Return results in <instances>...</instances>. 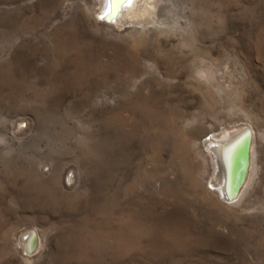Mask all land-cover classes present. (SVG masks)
Returning a JSON list of instances; mask_svg holds the SVG:
<instances>
[{
  "label": "rangeland",
  "instance_id": "obj_1",
  "mask_svg": "<svg viewBox=\"0 0 264 264\" xmlns=\"http://www.w3.org/2000/svg\"><path fill=\"white\" fill-rule=\"evenodd\" d=\"M134 4L0 0V264H264V0Z\"/></svg>",
  "mask_w": 264,
  "mask_h": 264
},
{
  "label": "bare ground",
  "instance_id": "obj_2",
  "mask_svg": "<svg viewBox=\"0 0 264 264\" xmlns=\"http://www.w3.org/2000/svg\"><path fill=\"white\" fill-rule=\"evenodd\" d=\"M134 3L135 0H123V2L121 0H100L97 17L106 22H119L123 11H126L123 13L124 16L130 15V9L135 5ZM202 142L215 162L214 179L211 182V187L227 200L229 197L235 198L237 189L246 180L250 164L248 153L252 144V130L245 126L233 133H225L219 136L209 133L205 135ZM245 153H247V158ZM23 242L24 248L31 251L37 245L36 233L33 231L26 233L23 236Z\"/></svg>",
  "mask_w": 264,
  "mask_h": 264
},
{
  "label": "water",
  "instance_id": "obj_3",
  "mask_svg": "<svg viewBox=\"0 0 264 264\" xmlns=\"http://www.w3.org/2000/svg\"><path fill=\"white\" fill-rule=\"evenodd\" d=\"M248 149V148H247ZM246 149V150H247ZM247 152V151H246ZM245 156H246V158H247V153H245ZM241 177H242V175H241ZM238 190V189H237ZM230 199H231V197H229ZM36 246V245H35ZM35 246L32 248V250L31 251H33L34 250V248H35Z\"/></svg>",
  "mask_w": 264,
  "mask_h": 264
},
{
  "label": "snow or ice",
  "instance_id": "obj_4",
  "mask_svg": "<svg viewBox=\"0 0 264 264\" xmlns=\"http://www.w3.org/2000/svg\"><path fill=\"white\" fill-rule=\"evenodd\" d=\"M121 2H123V0H121ZM103 18V17H102Z\"/></svg>",
  "mask_w": 264,
  "mask_h": 264
}]
</instances>
